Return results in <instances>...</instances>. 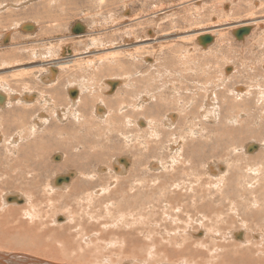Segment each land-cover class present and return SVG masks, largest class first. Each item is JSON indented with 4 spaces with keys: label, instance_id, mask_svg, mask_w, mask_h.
I'll return each instance as SVG.
<instances>
[{
    "label": "bare ground",
    "instance_id": "obj_1",
    "mask_svg": "<svg viewBox=\"0 0 264 264\" xmlns=\"http://www.w3.org/2000/svg\"><path fill=\"white\" fill-rule=\"evenodd\" d=\"M65 1H67V0H65ZM81 1L83 2V0H81ZM98 1L100 2V0H98ZM210 1H212V0H210ZM103 2H104V0H103ZM203 2L204 1H202V4H203ZM192 3H190V4H192ZM255 3H256V1H255ZM187 5H188V3H187ZM73 6H74V4H73ZM111 6H112V3H111ZM219 7H221V6L219 5ZM192 8H194V7L192 6ZM221 8H223V7H221ZM242 8H244V7H242ZM251 8H252V6H251ZM230 10H232V9L230 8ZM240 10H242V9L240 8ZM260 10H262V9H260ZM168 11L169 10H166L163 13H162V11H159L157 13L158 21L162 20V18H159L160 15H164L167 17ZM156 12H157V10H156ZM234 13L235 12H233V14ZM237 13H238V11H237ZM257 13H259V12H257ZM141 14L137 15V17L139 16V19H141L142 15L144 13L142 15ZM130 15L127 17L124 16V18L122 17V19H124V23H126V24H128L129 22L132 23L131 21L135 20V19L131 18ZM155 15H154V17H155ZM251 15H252V13H251ZM262 15H264V14H262ZM143 16H145V14ZM197 16H200V15H197ZM134 17H136V16H134ZM212 18H214V17H212ZM237 18H234V19H237ZM113 19H114V17H113ZM122 19H120V20H122ZM215 19H213V20H215ZM241 19H243V18H241ZM210 20H212V19L210 18ZM137 21H138V19H137ZM263 22H264V20L260 21L261 24ZM21 23H22V21H21ZM199 23H200V21H199ZM260 23L251 22V23H249V25H242V27L250 28L249 34L247 36L243 37L242 42H245L247 39H249L251 37V35L253 34V31L255 30V28L253 29V26H259ZM122 24H123V22H122ZM116 25H118V24H116ZM119 25H121V24H119ZM137 25L138 24H136V22H134L133 24H130L128 27L129 28L131 27L132 29L130 28L131 29L130 31H132L133 28L137 27ZM17 27H18V30L20 29V27H22V30H24V31L25 30H27V31L34 30L33 35L37 31V29L35 28L36 27L35 24L33 26H29L28 24L22 23V24H19V26H17ZM159 27H161V26H159ZM13 28H14V26H13ZM152 29H153V27H152ZM6 30H8V29L6 28ZM11 32L8 33L6 36V38L8 40V44H9V42L12 41V40L10 41ZM42 32H43L42 34H44V33H48L49 31L42 30ZM139 33L142 34V32H139ZM207 33H209V34H207ZM153 34L154 33L150 32L151 37L154 36ZM202 35L203 36L208 35L212 38V42L210 44H212L215 40L214 36H212L211 33L208 31H206V32L204 31V33H199L196 36L202 37ZM141 36H143V35H141ZM148 36H149V34H148ZM87 37H88V39L89 38L91 39V36L89 35V33H88ZM215 37H216V35H215ZM195 39H196V37H195ZM3 41L5 42V37H3V39L1 40L0 43H2ZM94 41L95 40H93V39L90 40V42H94ZM14 42H17V41L14 40ZM196 42L198 43V39L196 40ZM21 44H23V43H21ZM154 45H155V43H154ZM175 45H173V46L175 47ZM198 46H200V45H198ZM157 47H159V44ZM263 47H262V49H264ZM18 49H19V47H18ZM18 49H17V51H19ZM187 49H189V48L187 47ZM193 50H191V52ZM258 50H260V49H258ZM186 51L187 50H185V52ZM219 52L222 53V50ZM253 52H254V50H253ZM14 53H16L15 48L14 49L8 48L6 50H3L2 56L1 55L0 56L2 57L1 59L4 60V58H9L12 55L14 56ZM68 53H72V50H69ZM129 53H131V52L127 51L126 54L123 52L124 56L122 55L123 57L122 56L121 57L122 58L130 57L131 55ZM131 54H133V53H131ZM157 54H159V53H157ZM185 54L186 53H184V55L181 54L179 57L187 59ZM261 54L263 55V58L259 60V63L264 62V54L263 53H261ZM173 55H172V57L174 58ZM223 55H225V54L223 53ZM118 57H119V55L117 56V58ZM135 57L137 58L136 55L134 56V58ZM163 57H165V56H163ZM201 57H199L198 59H201ZM224 57L226 58V56H224ZM88 58H89L88 63L90 65V67H92L94 63L104 65V62H105V65H107L105 67L108 69L111 68V65H115L112 62L109 64L106 63L109 61L108 57H104V58L102 56H99L98 58L94 57V60L91 57H88ZM105 58H106V60H105ZM156 58H158V56ZM190 58L191 57H189L188 59H190ZM204 58L205 57H203L202 59H204ZM223 59H221V60H223ZM92 60L94 62H92ZM153 60L157 61L158 59H153ZM193 60L191 59V62ZM112 61H113V59H112ZM144 61H145V64H148V66L154 62V61L151 62V60H148V59H146ZM183 61H185V60H183ZM73 62H74V60L66 61V63H68V64L65 63V67H66L65 69H67L70 64L72 65ZM163 62H165V60ZM179 62H181V61H179ZM193 62H194L193 64H195L196 61H193ZM157 63L161 64V61L157 62ZM125 64H126V62H125ZM160 64H158L160 67L165 65V64H163V65L161 64L162 65L161 66ZM174 64L175 63H173V65ZM71 65L69 68L70 69L74 68V66H71ZM158 65H157V67H158ZM96 66H99V65H96ZM115 66L124 67V63H121L120 61L118 62L116 59V65ZM202 66H200V67H202ZM169 67H171V66H169ZM180 67L182 68L181 69L182 72H178V73L181 75L180 77H182V79H183V77L188 75V73H187L188 71L185 69V64L182 63V66L179 65L178 69ZM192 67L193 66H191V68ZM194 67H195V65H194ZM49 68H50V73L47 72L46 74H44V76H42L39 73L37 78H34L35 80H37L39 82L41 80V82L46 84L43 86H46L47 88L50 87V90H48L47 88H46L47 89L46 92L44 90V92L47 93V94L44 93L45 94L44 96H43V94L40 96L38 94L37 95L36 94L31 95V93H29V91H27V90L23 91L24 94L21 92L22 95H19L17 92L13 91L10 88L9 84H7V83H5L4 85H2L0 87V99L2 100V102L0 103V109H3V110H1L2 112H4L7 109L5 111V113H7V116H4L5 118H9V117L11 118V116L13 114H12V111L8 110V109H12L9 107H12L13 105H16L17 103L18 104H20V103L24 104L25 103V105H23L24 107L29 105V103H35L34 106H32V107H34V109L36 106L40 107L39 112H41L40 114L39 113L35 114V115L32 114V118L29 120V125H27L26 127L23 124V121H20L19 125H18L20 128H22V130L20 132H18L16 130V125L11 127L12 125L10 123L4 122V124H3V122H2V125L0 123V142H5V144L2 146V148L6 149V152L8 154L7 156H5L3 163H2L5 166L4 170H1V167H0V178H4V179L0 180V186H1V184H2V186L3 185L4 186L5 185L11 186L12 184H15V183H20V184L22 183V184L27 186V184L29 182H33L32 186L39 187L38 183L41 184V182L46 177H48V181H47L45 188H43V191L41 190L43 192L44 196H41L42 199H40L39 201H38L39 196L35 197L33 195L29 199V193H27L26 196H23L24 193H22V194H5V195L2 194L3 196L0 199V264H264V228L256 226V228L258 229L257 233H256V231H251V233H250V230H249L250 227L254 226L255 224L257 225V222H259V221H262L264 223V180H262L261 176H260V178H259L260 182L258 180V182L260 184H258L256 187L255 186V180H254L256 177L255 178L249 177V179L246 181L243 179L244 182H242L243 181L242 180L240 183L242 185H239V179L241 177L243 178V176H245L244 178H246V176L248 175V174L247 175L244 174L247 170L243 171L245 168L242 165H244V166H246V165L243 164V162H242V164L239 166H242L244 168L242 170V173L244 172L243 173L244 175L241 177H240V175H238L239 178L235 177V179L237 180V183H235L236 181H234L235 188H233L234 186L232 187L233 193H234L233 196L230 197L232 200H229V203L227 202L228 200L224 201L223 206L220 205L221 207H219V210L217 208L218 211L215 209L216 212H213L212 207L209 206V204H207L208 203L207 200L204 199L205 192H206V191H204V188H206V187H203V186H206V185L211 186L212 185L213 188L215 187L218 189L227 180L232 181V179L230 180L227 178V174L229 171H227V169L225 168L226 165L223 166L224 161H223V165L220 162H218L219 164H216L217 163L216 162L215 166L209 167L210 171H212V173L215 174L213 176L214 178H212L210 180L211 182L210 183L208 182L209 184L207 182H206L207 184H203V181H202L203 179L201 178L202 175H201L200 171H198V172L200 173L201 177H199L198 173H197L198 175L197 174L193 175V172L195 170H197V169H195V167H193V169H194L193 172L189 171L190 173H192V174H190L191 175L190 179L187 178L188 177L187 173L189 175V172L186 173V176L183 179H180L178 176L181 175V173L176 174V172H178L177 170H179L182 166H184V168L186 170L189 168H186L187 167L186 163H188V161H186L184 156L182 155V151L185 147V144H184V138L185 137L182 133H179V130L176 131L178 133V136H176L177 134L174 133V129H173L174 127L171 130H168L166 132V135L168 138L170 137V139H171V137H173L171 140L174 139L172 142L171 141L167 142V147L169 150L167 148L166 149L169 151V155L171 156L169 158V160L168 159L165 160L166 155H164V158L161 156H159V157L155 156V157H157V163L154 164L155 160H156L155 159L154 163L153 164L151 163L152 165H150V166H148L149 162L142 164V162L140 160L142 168L140 167L141 169L138 170V173H136V168L135 169L131 168L132 167V164L130 163L131 160L129 162L127 158L122 157V156L115 160L113 166L107 165L109 167L106 168V165H105L106 169L103 167L95 168L99 164H101V161L99 158H98L99 160L96 159V164L94 167L95 169L90 167L89 165L84 164V161L87 157H89V156L98 157L99 149H100V147H102L104 145H100L99 142L97 140H95V138L93 136H92V138H94V139H90V136L87 135V131H85V136L83 135L84 136L83 139L86 142L84 141L85 143L84 142L83 143L87 147L84 148L83 147L84 144L81 142L83 145L82 146L83 149H81V151H74L73 147L74 146L78 147L79 144H81V143L77 142V136H79L81 134H76L77 136H74L75 134L73 133V130L65 129L66 126H64V125L62 126V128H58V129L56 128L57 130L54 129L55 131L49 134L50 137L47 135L45 136L46 139H43V137H41L40 139L42 140V143H40V144L38 143L39 146H37V145L34 146L35 142L32 143L33 140L32 141L29 140L30 141L29 147L32 148V146H34L35 147V153H37L39 156H40V154L44 155L45 153L48 152V150H50L51 148L54 147L52 149V151L53 152H58V151L62 152L63 151L64 157L60 153L59 154L55 153L53 156L51 155V157H50L51 162L49 161L50 165H48V162H46V156H41L40 159L45 160V163H47V164L43 163L44 164L43 168L40 166V163L39 164L29 163V164L25 165L24 163H22L24 161V159H26V158L23 159L24 156H22V158H21L23 160H21V159H20L21 161L17 160L15 158V156H13V155H14V153H16L15 150H17V148H19L20 143L23 140H26L28 135L29 136L34 135L35 127L38 128V130H43L41 127H43L44 125L47 124V119L49 117H51V118L53 117L52 122H54L55 124H59V123L63 124V122H66V123L68 122V125L70 123L69 120H73V122L74 121L80 122V121L84 120V118L86 117V120H84L82 123H78L79 124L78 127L83 128V123L86 124V122L90 121V120H87L88 119L87 116H94V118H92V119L101 120L102 122L100 121L101 122L100 124H104L105 121L107 123L112 124L113 131H115L119 137L122 136L123 137L122 141L125 140V142L126 141L128 142L131 140L130 137L133 136V135L129 136V132L131 130L136 129L137 131H139L141 133V132H143L144 127L149 126L148 125L149 123L146 124L145 122H141L140 124L139 123L133 124L129 119L126 118V114H127L128 109L132 110V108L130 106H127L124 103L125 100H123V99L125 97L123 98V95L126 91H123V90L121 91V89L122 88L125 89V87H127L129 82L131 81V80H129L131 76H127V77L123 76L119 79H116L113 77H112V79H110L111 78L110 77L109 79L106 78L103 82L101 79V81H100L102 83L101 86L96 87V88L100 89L99 92H95V90H93V88L89 87L88 85H82V86H80L79 84L75 85L71 82L72 79L70 78V81H68V83H65V84H68L67 86H64V84H62L64 87H66V90H65L66 99L65 100H69L68 101L69 105L67 107L64 106V108L66 107L65 109H60L59 104H58V107L56 108L57 101H58V103H61L62 98H63L62 97L61 102H59L58 94L60 93L59 92L60 88H58L59 86L56 85V77L59 74V68L57 66H53L52 64L49 65ZM115 68L110 69V71H113V69H115ZM169 69L170 68H168V70ZM178 69H177V71H179ZM200 69H202V68H200ZM249 69L251 70V68H249ZM62 70H63V68H62ZM64 70H63V72H64ZM163 70L165 71L166 69H163ZM198 70L199 69H197V71ZM141 71H142V69H141ZM174 71H175V66H174ZM189 71H191V70L189 69ZM229 71H231V68L225 67L223 70V76L229 75V73H228ZM67 72H65V74ZM89 72H91V74H92V76H90V74H89V76L93 77V81H94L96 77H95V74H93L92 68H90ZM114 72H116V71H114ZM157 72H159V71H157ZM192 72L193 71H191V73ZM199 72H200V70H199ZM201 72H202V70H201ZM60 73H61V71H60ZM70 73H72V71ZM76 73H78V72H76ZM110 73H112V72H110ZM155 73H156V71H155ZM173 73L174 72L172 71V74ZM86 74L87 73H85L84 76ZM221 74H222V72H221ZM261 74H263V73H261ZM165 75H168V74H165ZM199 75L196 77H199ZM174 76H175V74H174ZM223 76H222L223 81H226V79H224ZM149 77H150V75H149ZM172 77H173V75H172ZM189 77H190V79H191V77L193 79V76H187L188 79H189ZM255 77L256 76L253 75L254 79H255ZM262 77L264 78V76H262ZM77 78H79V77H77ZM133 78L134 77H132V79ZM144 78H145V75H144ZM161 78H164V76ZM88 79L90 80V78H88ZM171 79L175 80L176 78H171ZM194 79H196V78H194ZM222 79H221V81H222ZM82 80H84V79H82ZM128 80H129V82H128ZM93 81H90L91 84ZM73 82H74V79H73ZM77 82H79V81H77ZM163 82H162V84L164 85ZM81 83H83V82H81ZM132 83L129 85H132ZM166 83L169 84V82H167V81H166ZM172 83H173V81H172ZM182 83H183V80H182ZM192 83H194V82H192ZM242 83H244V82H242ZM37 84H38V82H37ZM93 84H95V83H93ZM159 84H160V82H159ZM184 84H186V83H184ZM219 84H220V82H219ZM226 84H228V83H226ZM113 85H114V87H113ZM53 86L58 88V89H55V88L53 89L54 94L53 93L52 94L57 95V99L54 103L52 100L53 97H51V95H48V94H51V92H52L51 90H52ZM197 86H195V87L197 88ZM223 86L224 85L222 84V87ZM253 86H255V85H253ZM253 86L251 88H253ZM130 87L132 88L133 85ZM195 87H192V89H195ZM256 87L257 86H255V88ZM163 88H165V87H163ZM227 88L226 89L228 91L231 89V87L229 88V86ZM168 89L169 88H167V90ZM183 89H185V88H183ZM201 89H203V92H202V94L200 93V95H202L204 98L203 106L205 105L204 108H206L207 111L204 112L201 108L199 111L200 116L204 115V116H202L204 119L206 118L208 120L211 119L214 121L219 117V113L216 112V108H214L215 104L211 103V102H213L212 98H216V97H214L212 92L207 91L205 88H201ZM222 89H224V88H222ZM245 89L246 90L241 89V88L234 89L233 91H234V95L236 97L234 96L235 99L230 100V101L228 100V101L229 102L233 101V103H231L232 105L235 104L236 102L237 103L239 102L238 105H240L241 108L243 107V109H245V110L247 109L249 111V113H251V114L253 113V115L255 113L254 110H256V112L257 111L260 112V110H263L264 109V92L260 93L261 90H257L260 92L255 93L256 95L262 94L261 96L257 97L258 100L262 101L261 106L255 105L252 108H249L247 106V103H243V99H246V100L250 99V101H247V102H251L252 105L256 101H252V97H251L252 93L250 91V88H249V90H247V87ZM85 90H87V92H88L87 94L89 95V97L93 98V99H91V101L99 100V101H97V104L98 103H100V104H98V106H96V107L94 106L95 107L94 110L92 108L87 109V105L85 104L86 102H84V100H86L87 98L84 97L82 99V97H81L83 94L85 95V92H84ZM133 90H134V87H133L132 91ZM170 90H171V92H170ZM170 90H168L166 93V94H168V92H169L167 97L165 95H163V96H165V97H163L161 95V92L163 90L159 89L160 92H159V95H157V96L164 98V100H168L170 103H166L165 101L164 102L166 104L171 105V108H172V104L179 102L177 100L173 101V99H179L177 97H181V96H178L180 93L178 95H176L175 97H174V95L171 96L170 93H172V91L174 93L176 90H175V88L170 89ZM18 91H20V90L18 89ZM96 91H97V89H96ZM114 91H115V93H116V91H117V93H118V91H121V92L118 93V96L117 95L114 96ZM262 91H264V89ZM40 92H42V91H40ZM72 92H75V94H76L75 97L70 96V94ZM225 93H226V95L228 94L227 92H225ZM134 94H135V92H134ZM136 94L138 95V93H136ZM141 94H143V93H141ZM253 94H254V92H253ZM255 94L253 95V97L255 96ZM108 95L114 97L113 99L116 100L115 106H112V108H110L108 105L107 106L105 105L107 98L110 97ZM119 95H121V96H119ZM181 95L184 96L185 92H183ZM192 95L190 92L189 96H192ZM68 96L71 97V99L67 98ZM222 96H223V93H222ZM229 96H228V98H229ZM221 97L220 98L218 97V99H221ZM234 97H230V98H234ZM148 98L153 99V96L150 97V96H146V95L145 96L141 95V97H139L140 103L138 105H136L132 111L138 112V114L143 113L142 112V107H143L142 103H145L148 100ZM181 98H182L181 101H185L187 97H181ZM183 98H185V100ZM226 98H227V96H225V99ZM187 99H189V98H187ZM237 99H239V100H237ZM254 99H256V98H254ZM157 100L158 99L155 98L156 102H157ZM223 100H224V98H223ZM258 100H257V103H258ZM108 101L111 102L112 100L109 99ZM160 101L161 100H159V102ZM224 101H226V100H224ZM229 102H228V104H230ZM244 102H245V100H244ZM129 103H133V102H129ZM53 104H55V106ZM190 104H191V101L187 104L181 103L180 107L182 106L185 109L190 108V106H189ZM128 105H132V104H128ZM134 105L135 104H133V106ZM104 106L109 108V113L112 112L110 118H108V112L106 111ZM155 106H157V105H155ZM155 106H152V107H155ZM166 106L168 108V105H166ZM237 106L234 105V107H237ZM60 107H62V106H60ZM76 107H78L77 110H75ZM149 107H148V109H149ZM176 107H177V109L179 108V106H176ZM207 107H211L213 109L209 110V108H207ZM261 107H263V109H261ZM175 108H174V110H175ZM220 108H223V106ZM230 108H232V107H230ZM239 108L240 107H238V109ZM26 109H27V107H26ZM34 109L31 110V111H33L32 113L35 112ZM49 109L52 110L50 112H53V116L48 117L46 114H44V112L49 111ZM166 109L164 108V110H166ZM243 109H242V111H240V109H239L236 113L234 111L235 109L233 110V108H232V110L236 113V116L232 117V114H230L231 118L229 117L228 120L226 119L227 121H225L226 117L225 118L223 117L224 121H225L224 125H226L227 122L230 124L238 122L239 119L244 118V116H247V115H245L247 113L246 112L247 110L243 111ZM131 110H129V112ZM134 110H136V111H134ZM174 110H168L167 109V111H174ZM193 110H194V108L191 109L192 112H193ZM132 111L130 113H132ZM225 111L228 112V110H225ZM22 112H23L22 115H24L25 113L27 114L29 112V110H25L23 108ZM161 112H162V110H161ZM161 112L158 111L157 114H155V116L152 115V117H154L153 119L159 117L160 116L159 114ZM227 112L225 114L223 112L222 113L224 115H227ZM244 112H246V113H244ZM153 113H155V112H153ZM165 113L166 112H164V114ZM231 113H233V112H231ZM26 114L24 115V117H26ZM133 115H134V113H133ZM166 115H167V113H166ZM189 115H190V113H189ZM254 116L257 117L256 115H254ZM260 116H264V112H263V115L261 114ZM4 117L2 115V118H4ZM179 117H181V115H179ZM251 117H252V115H251ZM175 118L177 119V117L173 113H170V114L168 113V116H166L161 121L162 123L160 122L161 123L160 127H164V126L170 127L171 125H173L175 123ZM89 119H91V118H89ZM134 119L135 118H133L132 120H134ZM148 119H150V117H148ZM179 119H177V120L179 121ZM91 121H93V120H91ZM137 121H138V119L136 120V122ZM182 121H184V120H182ZM208 122H210V121H208ZM12 123H13V121H12ZM176 123H175V125H176ZM238 124H241V123L239 122ZM106 125L107 124L103 125L105 127V130L104 131L102 130L103 133H105L104 135H106V132L110 131V129ZM139 125L141 127L144 125L142 130L139 127ZM150 125H155L156 128L154 126L153 127L156 130L157 129L159 130L160 124L158 125L157 122L154 121V123H153L152 121H150ZM187 125H189V123ZM262 125H263V123H262ZM191 126H193V125H191ZM239 126L240 127H238V128L240 130L242 125H239ZM99 127L100 126L98 125V128ZM121 127H123L126 130L122 129ZM178 127H180L179 129L181 130V126H178ZM91 128H92V126H91ZM13 130H16L17 132H15ZM47 130L48 129H46V131ZM83 130H85V128ZM83 130H82V132H83ZM156 130L155 131L152 130L153 133L152 134L150 133L151 134V140L153 138H156V136H157ZM228 130H229L228 132L231 131V133H232V128H228ZM236 130H238V129H236ZM99 131H101V130H99ZM192 131H189L188 134L191 136L192 135L195 136L197 134L196 133L197 131L196 132H194V130H192ZM134 132H130V133H134ZM181 132H183V131H181ZM226 132H227V128H226V131L224 133H226ZM247 132H249V131H247ZM66 133H69V134H66ZM98 133H100V132H98ZM98 133H97V135H98ZM227 133H226V137H227V135L228 136L231 135V138L235 137V136H233L234 135L233 133H232L233 135L231 133L230 134L229 133L227 134ZM252 133L253 132H250L249 134L251 135ZM147 134H145V135H147ZM150 134H149V137H150ZM181 135H183V136H181ZM262 135L264 136L263 133H262ZM5 136H7L8 139H6ZM52 136L56 137L55 139H53V142L55 143L54 146H53V143H50L51 145H48L49 140L52 139L51 138ZM102 136H103V134H102ZM141 136H142V134H141ZM68 137H70V138H68ZM2 138H3V140H2ZM141 138L142 137H140V139ZM222 138H225V134H224V137L222 136ZM228 139H229V137H228ZM228 139L226 138V140H228ZM235 139H232L233 142ZM253 139H255V138H253ZM142 141H144V139ZM238 141L240 142V140H238ZM107 142H110V140L108 139ZM262 142H264V140H262ZM134 143H135V141H134ZM144 144L146 145L145 142L141 143V146ZM216 144H218V143H216ZM139 145L140 144H138V146ZM48 146L51 148L49 149ZM252 146H257V145L252 143L251 145H248V149H250ZM9 147L12 149H14V148H16V149L14 151H12V149H10ZM159 147H160V145H159ZM192 147H195V145ZM230 147H232V145H230ZM230 147H228V148L230 149ZM30 148H29V151L31 150ZM117 148H119V147L117 146ZM121 148L119 150H116V151L121 152L122 151ZM154 148L155 147H153V149ZM196 148H198V147H196ZM7 149H9V150H7ZM88 149H90V150H88ZM131 149H133L132 146H131ZM194 149L192 148V150H194ZM126 150H125V152H126ZM203 150H205V149L204 148H198L192 152L195 153V154L194 153L193 154L196 157H199L201 152L203 153ZM225 150H222V151H225ZM232 150L234 151L235 148ZM226 151H225V153H223L224 154L223 156H226L225 154L232 152V151H229L226 153ZM128 152L126 155H128ZM136 152H140V150L134 151V153H136ZM144 152H147L146 146L144 147ZM205 152H206V150H205ZM259 152L257 154H255L257 156H254V159H255V157H256V159L258 158ZM19 153H21V152H19ZM157 153H159V152H157ZM155 154H156V152H155ZM236 154H233V155H236ZM239 154H240V152H239ZM260 154H261V156L263 155L261 152H260ZM5 155H6V153H5ZM21 155H23V154H21ZM252 155H249L247 157L251 158ZM202 156H203V154H202ZM210 156H212V154H210ZM230 156L231 155L229 153V157ZM62 157H63V159H62ZM111 157H113V156H111ZM153 157H154V155H153ZM242 157H244V156L242 155ZM143 158H144V155H143ZM238 158H240V157H237L236 159H238ZM259 158H260V156H259ZM259 158H258V161H259ZM11 159H12V163L10 162ZM111 159H113V158H111ZM191 159H192V156H191ZM225 159L227 160L228 158H225ZM48 160H49V155L47 157V161ZM211 160H212V158H211ZM226 160H225V162H226ZM132 161H133V159H132ZM144 161H146V160H144ZM206 161H208V159ZM252 161H250V162H252ZM260 161L262 162V160H260ZM25 162H26V160H25ZM235 162H237V161L235 160ZM254 162L256 163L255 160H254ZM261 162L258 163L259 165H257V163H256V165H254L255 163L252 165L253 166L252 168H254V171H252L253 169L251 171L253 173H256L257 176H259V174L264 172V164H263L264 162L263 163H261ZM105 163H106V161L104 162V164ZM200 163H198V164H200ZM2 164H0V166ZM108 164H109V162H108ZM133 164H135V163H133ZM198 164H196V165H198ZM225 164H227V163H225ZM194 165H192V166H194ZM202 165H201V167H202ZM39 166L42 168V170L38 169ZM147 166H148V168H146ZM239 166H235V167L239 168ZM49 167H52V170H53V174H51L52 176L48 175L45 177L43 175L44 178H41L40 172L38 174V170L42 171L45 174H48V172H51L50 171L51 168L49 169ZM205 167H207V164ZM205 167H203V168H205ZM91 168H92V170L93 169L94 170L90 171ZM246 168H247V166H246ZM69 169L75 170L78 173L79 177H77L76 180H75L76 175L74 176L73 173H70V174L67 173L68 175H63V176L58 175V173L63 172L65 170L68 171ZM146 169H149V170L153 169L154 171H157V172L159 171V172L156 175H154L152 172L153 175H151L150 172H147ZM182 169H183V167H182ZM230 169H231V167H230ZM240 169H241V167H240ZM113 170H114L115 174L113 173ZM249 170H250V168H249ZM104 171L107 172V174H108L107 176H105L104 174H100V173H103ZM232 171L233 170H231L230 173H232ZM34 172L36 175L34 174ZM140 172L145 173L147 177L142 178V177L138 176V175H141ZM184 173H182V174H184ZM203 173H204V171H203ZM240 173H241V171H240ZM235 174H237V173H235ZM210 175H212V174H210ZM230 175H228V176H230ZM251 175H252V173H251ZM162 178H165V179H162ZM174 180H176L175 183L173 182ZM205 180H206V178H205ZM208 180H209V178H208ZM27 181H29V182H27ZM226 185L230 186L231 182H229V184H226ZM254 186H255V188H254ZM227 187L228 186H226V188ZM239 188H240V191H239ZM3 189H6V188H2L0 190H3ZM7 189H9V187H7ZM39 189H41V188H39ZM12 190H14V188ZM174 190H177V191L174 192ZM183 190H184V192L182 193ZM32 191H33V188H32ZM3 192H5V191H3ZM10 192H11V190H10ZM230 192L231 191H229V193ZM177 193L181 195L180 200L174 198L175 196L176 197L178 196ZM252 193L256 194L257 196L260 197L259 198L260 200L257 199L259 201V205H257V203L252 202V198H251V200H249L250 195L252 196ZM222 198H221V200H222ZM226 198H227V196H226ZM237 198H238V200L236 202ZM209 199H211V198L209 197ZM239 200L241 201L240 204L245 207V211L243 213H240V211L238 210V201ZM162 201H164V202H162ZM219 201H220V199H219ZM211 202H213V201L210 200V203ZM162 203H164V204H162ZM213 203H216V201ZM211 205L212 206L214 205V207H215V204H211ZM191 207H195V209L194 210H193V208L189 209ZM205 209H206V211H202ZM210 210H211V213H209ZM20 211H22V212H20ZM200 212L202 213V215L200 214ZM203 212H205V214H203ZM196 213H198L199 216L198 215H196V216L192 215V214H196ZM206 222H207V226H211L209 230H207L205 228Z\"/></svg>",
    "mask_w": 264,
    "mask_h": 264
},
{
    "label": "rangeland",
    "instance_id": "obj_2",
    "mask_svg": "<svg viewBox=\"0 0 264 264\" xmlns=\"http://www.w3.org/2000/svg\"><path fill=\"white\" fill-rule=\"evenodd\" d=\"M202 1H204L203 4H202ZM212 1H210V0H197V1L196 0H104V2H103V0H100V2H99L98 0H83V2H82L81 0H78V1L77 0H67V1H65V0H61V1L60 0H0V42L3 39V37H5V42L3 41L2 43H0V55L2 56L3 50H6L8 48H13V49L15 48L16 49V53H14V56L12 55L9 58H4V60H2L1 59L2 57L0 56V63H1L0 64V87L2 85H4L5 83H7V84H9L10 88L13 91L17 92L19 95H22V93L24 94L23 91L27 90V91H29V93H31V95H34V94L37 95L38 94L40 96V95L43 94V96H44L45 94H47V93H45L46 90L47 89L50 90V87L47 88L46 86H43V85H46V84L41 82V80L39 82V81L35 80L34 78H37L39 73L42 76H44V74H46L47 72L50 73L49 65L52 64L53 66H57L59 68V74L57 76L58 78L56 77V85H58L59 86L58 88H60L59 89L60 93L58 94L59 102H61V98L63 97L61 103H58V101H57L56 108L58 107V104H59V108L60 109H65L69 105V102H68L69 100H65L66 99V93H65L66 87H64V86L68 85V84H65V83H68V81H70V78L72 79L71 82L73 84H75V85L76 84H79L80 86L88 85L89 87L93 88V90H95V92H99L100 89L96 88V87L101 86V84H102L100 82L101 79H102V82H103L106 78L109 79L110 77H111L110 79H112V77L116 78V79H119V78H121L123 76H125V77L131 76L130 79H129L131 81L129 82V80H128V82H129V84H131L133 82L132 85L134 87V90L132 91L133 87L132 88L130 87L132 85L128 84L127 87H125V89L121 87L122 88L121 91L122 90L126 91L124 93V95H123V98L125 97L123 100H125L124 103L127 106H130L132 108V110L135 108L136 105H138L140 103L139 97H141V95L142 96L146 95V96H150V97L153 96V99H149L148 98V100L145 102L146 104L142 103V105H143L142 112L143 113L138 114V112H133L131 109H128L127 114H126V118L129 119L133 124L134 123L135 124L136 123L140 124L141 122H145L146 124L149 123L148 124L149 126L144 127V125H143L141 127L139 125L141 130L144 127L143 132H141V133L139 131H137L136 129L131 130L130 132H134V131L135 132L134 133H130L129 132V136L130 135H133V136L130 137L131 138L130 141H128V142L126 141L127 143L125 142V140L122 141V138H123L122 136L119 137L118 134L115 131H113L112 124L107 123L106 121L104 122V124H107L106 126L110 129V131L106 132V135H104L105 134V133H103V131L105 130V127L103 126L104 124H100L102 121L99 120V119H92V118H94V116H87V118H88L87 120H90V121L86 122V124L83 123V128L82 127H78L79 126L78 123H82L84 120H86V117L84 118V120H82L80 122H77V121L73 122V120H69V122H70L69 125H68V122L67 123L63 122V124H60V123L59 124H55L54 122H52V118L53 117L52 118L49 117V116H53V112H50L52 110L49 109V111H46L47 113L44 112V114H46L49 117L47 119V124L44 125L43 127H41L44 131L43 130H38V128L35 127L34 135L33 136H29L28 135L27 139L23 140L20 143V146H19V148H17V150H15L16 148L12 149V148L9 147L10 149H12V151L15 150V152H16V153H14L13 156H15V158L17 160H19V161H21L24 158H26L22 162L25 165L29 164V163H31V164H34V163L39 164L40 163V166L42 168L44 167L43 163H45V160L40 159L41 156H46V162H48V165H50L49 161H50L51 155L53 156L55 153H58V154L60 153L64 157V152L63 151L62 152L61 151H58V152H53L52 151V149L54 148L53 146L55 144L53 142V139L56 138L54 136H52L51 137L52 139L49 140V144L48 145H51L50 143H53V146H52L53 148L48 146L49 149L51 148L50 149L51 151L48 150L49 153L47 152L44 155L40 154V156H39L37 153H35V147H34L36 145L39 146V144L42 143V140L40 139L41 137H43V139H46L45 138L46 135L49 136L50 133L54 132L58 128H62V126L64 125V126H66L65 129L73 130V133L75 134L74 136H77L76 134H81L82 135V136L79 135L80 137L77 136V142H79V143L82 142L83 143L85 141L83 139V137L85 136V131H87V135L90 136V139H94L95 138V140H97L100 145H104V146L100 147L98 157L89 156V157H87L85 159L84 164L89 165L90 167L94 168L95 164H96V159L99 158L100 161H101V164H99L95 168H98V167L105 168V165H106V168H107L110 165L113 166L115 160L122 156V157L127 158L129 162L131 160V162H130L132 164L131 168H133V169L136 168V173H138V170H140L142 168L141 162H142V164L149 162L148 166H150V165H152L154 163L155 159L156 160H155L154 164L157 163V157L161 156V157L164 158V155H166L165 160H167V159L169 160V158L171 156L169 155V151H168L169 149L167 147V142L168 141L172 142L174 139L171 140L173 137H171V139H170V137L168 138L167 135H166V132L168 130H171L174 127L173 129H174V133L177 134L176 136H178V133L176 131L179 130V133H182L184 135V137H185L184 138L185 147H184V149L182 151V155L184 156L185 160L188 161V163H186L187 167L186 166L185 167L189 168V169L186 170L184 168V166H182L183 169L181 167L179 170H177L178 172H176V174L177 173L178 174L181 173V175H179V176L177 175L180 179H183L186 176L187 172H189V171L193 172L194 171L193 167H195V169H197V170H195L193 172V175L198 173L199 177H201V175H202L201 178L203 179L202 180L203 184H207L208 182L210 183L211 182L210 180L212 178H214L213 176L215 174L212 173V171H210L209 167L210 166H215L216 164H219L218 162H220L223 165V161H224V165L223 166L226 165L225 168L227 169V171H229L228 174H227V178L230 179V180L232 179L233 182L229 181V180H227L226 182L224 181L225 183H223V185H221L218 189L215 188V187L213 188L212 185L211 186L210 185L209 186H207V185L203 186V187H206V188H204V191H206L204 199H206L207 202H208L207 204H209V206L212 207V211L213 212H216L217 208L219 210V207H221L220 205L223 206V202L224 201L228 200L227 202L229 203V200H232L230 197L233 196V194H234L233 193V188H235L234 181H236L235 183H237V180L235 179V177L239 178L238 175H240V177H241L244 174L245 175L248 174L246 176V178H244L245 176H243V178L241 177L239 179V185H242L240 183H241V181L243 179L246 181V180L249 179V177H254V178L256 177L254 180H255V186L257 187V185L260 184L259 183L260 182V180H259L260 176H261V179L264 180V172H262L261 174H259V176H257L256 173L252 172V171H254V168H252L253 167L252 165L255 163L254 160L256 161L257 165H259L258 163L261 162L260 160H262L261 163L264 162V160H263L264 159V157H263L264 156V142H262V140H264L263 139L264 136L262 135V133L264 134V116H260L261 114L263 115L264 109H263V107H261V109H263V110H260V112H258V111L256 112V110H254L255 113H256V114L254 113V115L257 116V117H255L253 115V113L252 114L249 113V111L247 109H246L247 110L246 111L245 109H243V107L241 108V106L238 105L239 102L238 103L236 102L235 104L232 105L231 103H233V101L232 102H229V101L235 99V97H236L234 95V91H233L234 89L241 88V89L246 90L245 88L247 87V90H249V88H250V91L252 93V96H251L252 97V101H256V102H254V104L252 105L251 102H247V101H250V99H247V100L243 99V103H247V106L249 108H252L255 105L261 106V102L262 101L258 100L257 97L261 96L262 94L256 95L255 93L256 92L257 93L260 92V91H257V90H261L260 93L264 92V91H262L264 89V87H263L264 86V78L262 77V76H264V62L263 63H261V62L259 63V60L263 58V55L261 53L264 54V49H262V47L264 46V42H263L264 41V26H263L264 22L262 24L260 23V21L264 20V15H262V14H264V0H254V1L253 0H212ZM255 1H256V3H255ZM111 3H112V6H111ZM187 3H188V5H187ZM190 3H192V4H190ZM73 4H74V6H73ZM219 5L221 7H223V8L219 7ZM192 6L194 8H192ZM251 6H252V8H251ZM242 7H244V8H242ZM230 8L233 11L230 10ZM240 8L242 10H240ZM260 9H262V10H260ZM156 10H157V12H156ZM166 10H169L167 12L168 13L167 17L168 18L166 16H164V15H160L159 18H162V20L158 21L157 13L159 11H162V13H163ZM237 11H238V13H237ZM233 12H235V13L233 14ZM257 12H259V13H257ZM141 13L142 14L144 13L145 16H143L144 14L142 15ZM251 13H252V15H251ZM139 14L142 15L141 19H139V16L137 17V15H139ZM129 15H130L131 18L135 19L136 21L133 20V21H131L132 23L129 22L128 24H126V23H124V19H122V17L124 18V16L127 17ZM154 15H155V17H154ZM197 15H200V16H197ZM134 16H136V17H134ZM113 17H114V19H113ZM212 17H214V18H212ZM136 18L138 19V21H137ZM210 18L212 20H210ZM234 18H237V19H234ZM241 18H243V19H241ZM120 19H122V20H120ZM213 19H215V20H213ZM21 21H22L23 24H28L29 26H33L35 24L36 25L35 28L37 29L36 33L33 35L34 30H30V31L25 30L24 31V30H22V27H20V29L18 30L17 26H19V24H22ZM199 21H200V23H199ZM122 22H123V24H122ZM134 22H136V24H138V25H137L136 28H133V30L130 31L132 28L130 27L131 28L130 29L128 26L130 24H133ZM251 22H255V23L257 22V23H260V24H259V26H253V29L255 28V30L253 31V34L251 35V37L249 39H247L245 42L237 41L233 37L232 32L237 30V29H239V28H243L242 25H249V23H251ZM115 23L118 24V25H116ZM77 24L81 25L84 28L82 33H79V34L78 33H72V29H74L75 25H77ZM119 24H121V25H119ZM13 26H14V28H13ZM159 26H161V27H159ZM152 27H153V29H152ZM6 28L8 30H6ZM42 30L49 31V32L42 34L43 33ZM204 31L205 32L206 31L210 32L211 35L214 36V38H215L214 42L212 44L208 45L207 47L198 46L199 44L196 42V40L199 38L196 35L199 34V33H204ZM10 32H11L10 41L11 40L12 41L9 42V44H8V40H7L6 36ZM139 32H142V34L139 33ZM150 32L154 33L153 37L150 36ZM88 33L91 36V39L90 38L88 39V37H87ZM148 34H149V36H148ZM207 34H209V33H207ZM141 35H143V36H141ZM215 35H216V37H215ZM194 36L196 37V39H195ZM92 39L95 40V41L94 42H90V40H92ZM14 40L17 41V42H14ZM21 43H23V44H21ZM154 43H155V45H154ZM158 44H159V47H157ZM173 45H175V47ZM18 47H19V49H18ZM187 47L189 49H187ZM17 49L19 51H17ZM258 49H260V50H258ZM69 50H72V53H68ZM185 50H187V51L185 52ZM191 50H193V51L191 52ZM221 50H222V53L219 52ZM253 50H254V52H253ZM127 51L131 52L133 54L129 53L131 55L130 57L122 58L124 56L123 52L126 54ZM179 52L181 54H183V55H184V53H186L185 55H186L187 59L179 57L181 55ZM157 53H159V54L161 53L162 55L161 54L159 55ZM223 53L225 55H223ZM118 55H119V57H118L119 59L117 58ZM135 55L137 56V58L136 57L134 58ZM172 55L174 56V58L172 57ZM99 56H102L103 58L104 57H108V60L109 61L111 60L110 62L109 61L106 62L108 64L112 62V63H114L116 65V59H117L118 62L120 61L121 63H124V67H121V66L117 67L115 65H111L110 69L115 68V67L116 68L113 69V71H110V69L105 67V66H107V65H105V62H104V65L97 64V63L95 64L94 63L93 66L90 67V65L88 63L89 62V58L88 57H91L94 60V57L98 58ZM157 56H158V58H156ZM163 56H165V57H163ZM224 56H226V58ZM189 57H191V58L188 59ZM199 57H201V59H198ZM203 57H205V58L202 59ZM145 58L148 59V60H151V62L154 61L153 59H158L159 61L155 60L153 63H151V65L148 66V64H145V61H144V60H146ZM112 59H113V61H112ZM191 59L192 60L194 59L193 61H196L195 64H193L194 63L193 61L191 62ZM221 59H223V60H221ZM68 60H74L73 64L72 65L70 64L71 66H74V68L70 69L69 68L70 65H69L68 68L65 69L66 68L65 67V63ZM93 60H92V62H94ZM105 60H106V58H105ZM164 60H165V62H163ZM183 60H185V61H183ZM160 61H161L162 65L163 64H165V65L162 66L160 63H157V62H160ZM179 61H181L183 64H185V69L188 71L187 72L188 75L183 77V79H182V77H180L181 75L178 73V72H182L181 71V69H182L181 67L178 69L179 65L182 66V63L179 62ZM125 62H126V64H125ZM173 63H175V64L173 65ZM66 64H68V63H66ZM158 64H160L162 67H160ZM96 65H99V66H96ZM157 65H158L159 68L157 67ZM194 65H195V67L196 66L197 67L195 68ZM199 65L200 66L203 65V66L200 67ZM169 66H171V67H169ZM174 66H175V71H174ZM191 66H193L195 69L192 67L194 69L193 70L191 68ZM225 67L226 68L230 67L231 71L228 72L229 75L223 76V70H224ZM62 68H63V70L65 69L64 72H63ZM90 68H92L93 74H95V77H96L95 80L97 78L99 80L97 79L96 81L94 80L95 82L93 81V77H90V76H92L91 72H89ZM168 68H170V69L168 70ZM200 68H202V69H200ZM249 68H251V70ZM141 69H142V71H141ZM163 69H166V70L164 71ZM177 69L179 71H177ZM189 69L191 71H193V72L191 73V71H189ZM197 69H199L200 72H199V70L197 71ZM201 70H202V72H201ZM60 71H61V73H60ZM71 71H72V73H70ZM114 71H116V72H114ZM155 71H156V73H155ZM157 71H159V72H157ZM172 71L174 72L173 74H172ZM65 72H67V73L65 74ZM76 72H78V73H76ZM110 72H112V73H110ZM129 72L130 73L132 72V73L130 74ZM221 72H222V74H221ZM85 73H87L86 74L87 76L85 75L86 77L84 76ZM261 73H263V74H261ZM89 74H90V76H89ZM148 74L150 75V77H149ZM165 74H168V75H165ZM174 74H175V76H174ZM144 75H145V78H144ZM172 75H173V77H172ZM198 75H199L200 78L196 77ZM253 75L256 76L255 79L253 78ZM163 76H164V78H161ZM187 76H193V79H192V77H191V79H190V77L188 79ZM222 76H223L224 79H226V81H223ZM77 77H79V78H77ZM132 77H134V78L132 79ZM88 78H90V80ZM171 78H176L175 79L176 81L172 80ZM194 78H196L197 80L199 79V80L197 81ZM73 79H74V82H73ZM82 79H84V80H82ZM221 79H222V81H221ZM182 80H183V83H182ZM77 81H79V82H77ZM90 81H93L92 84H91ZM166 81L169 82V84L166 83ZM172 81H173V83H172ZM37 82H38V84H37ZM81 82H83V83H81ZM159 82H160V84H159ZM162 82L164 83V85L162 84ZM192 82H194V83H192ZM219 82H220V84H219ZM242 82H244V83H242ZM93 83H95V84H93ZM184 83H186V84H184ZM226 83H228V84H226ZM62 84H64V86ZM222 84L224 85L223 87H222ZM227 85L229 86V88L231 87V89L229 91L227 90L228 89ZM253 85H255L257 87L255 88V86H253ZM55 86L52 87L51 94H48V95H51V97H53L52 98L53 103L57 99V95H53L54 94V92H53L54 90L53 89L54 88L58 89ZM195 86H197V88ZM252 86H253V88H251ZM163 87H165V88H163ZM192 87H195V89H192ZM167 88H169L168 90L175 88L176 91L174 93L172 91V93H170L171 96L174 95V97H175L176 95H178L180 93L178 96L187 97L189 99L186 98V100H187L186 101L185 98H183L185 101H181L182 98L181 97H177L179 99H173V101L177 100L179 102L175 103V104H172V108H171V105L166 104V103H170L168 100H164V98L157 96V95H159V92H160L159 89H162L163 91L161 92V95L162 96L165 95L167 97V95L169 94V92H168V94H166L167 91H168ZM183 88H185V89H183ZM201 88H205L207 91L212 92L214 97H216V98H212L213 102H211V103L215 104L214 108H216V112L219 113V117H218L219 119L217 118L216 119L217 121L216 120L213 121L211 119L208 120L206 118L204 119L202 117L204 115L200 116L199 111H200L201 108H202V110L204 112L207 111V109L204 108L205 105L203 106L204 98H203L202 95H200V93L202 94V92H203V89H201ZM222 88H224V89H222ZM18 89L20 91H18ZM96 89H97V91H96ZM44 90H45V92H44ZM152 90L153 91L155 90V91L153 92ZM40 91H42V92H40ZM121 91H118V93H120ZM84 92H85V95L83 94L81 97H82V99L84 97L87 98L86 100H84V102H86L85 104L87 105V109L88 108H92L94 110V108L96 106H98V104H100V103L97 104V101H99V100L91 101V99H93V98L89 97V95L87 94L88 93L87 90H85ZM134 92H135V94H134ZM170 92H171V90H170ZM183 92H185L184 96L181 95ZM190 92H191V95L193 94L192 96H189ZM225 92H227L228 94L226 95ZM253 92L255 94L254 97H253V95H254ZM118 93H117V91H116V93L114 91V96H116V95L118 96ZM136 93H138V95ZM141 93H143V94H141ZM222 93H223V96H222ZM216 95L219 98L222 96L221 99H218V97ZM108 96H110V95H108ZM119 96H121V95H119ZM165 96H163V97H165ZM225 96H227V98L229 96V98L225 99ZM110 97L107 98V101H106L105 105L106 106L108 105L110 108H112V106H115V101L116 100L113 99L114 97H112V96H110ZM230 97H234V98H230ZM67 98L71 99V97H69V96ZM155 98L158 99L157 102L155 101ZM223 98L226 101H224ZM254 98H256V99H254ZM109 99H111L112 101L109 102L108 101ZM159 100H161V101L163 100V101L159 102ZM189 100L191 101V104L189 105L190 108H186L185 109L182 106L180 107L181 103L182 104L183 103L187 104V103L190 102ZM237 100H239V99H237ZM244 100H245V102H244ZM257 100H258V103H257ZM227 101L230 104H228ZM129 102H133V103H129ZM34 104L35 103H29V105L26 104L27 106L24 107L23 105H25V103L24 104L23 103H20V104L17 103L16 105H13L12 107H9V108H12V109H8V110H11L12 114L14 115V116L13 115L11 116L12 119L10 117L9 118H5L4 117V116H7V113H5V111L7 109L4 112L1 111L3 109H0V123H1V125H2V122H3V124H4V122L10 123L12 125L11 127L16 125V130L18 132H20L22 130V128H20L18 126L20 121H23V124L26 127L27 125H29V120L32 118V114L35 115V114H38V113L40 114L41 113V112H39V108L40 107L36 106L35 109H34V107H32V106H34ZM128 104H132V105H128ZM133 104H135V105L133 106ZM53 105L55 106V104H53ZM155 105H157V106H155ZM166 105H168V108H167ZM234 105L235 106L238 105V106L234 107ZM60 106H62V107H60ZM64 106H66V107L64 108ZM106 106H104V108L108 112V118H110L112 112L109 113V108L106 107ZM147 106L148 107L150 106L149 109H148ZM152 106H155V107H152ZM176 106H179V108L177 109ZM222 106H223V108H220ZM26 107H27V109H26ZM230 107H232L233 110L235 109L234 111L236 113H237V111L239 109H240V111H242V109H243V111L247 112V113L244 112V113H246L245 115H247V116L249 115V116L248 117L244 116V118L239 119L238 122L231 123V124L227 122V124L224 125L225 121H227L229 119V117L231 118L230 114H232V117L236 116V113ZM238 107H240V108L238 109ZM23 108L25 110H29V112L27 114L25 113L26 117H24L25 114L22 115ZM164 108L165 109L167 108L168 110H174V108H175V110L174 111H167V109L164 110ZM192 108H194L193 112L191 111ZM207 108H209V110L213 109L211 107H207ZM33 109L35 110L34 113H32L33 111H31ZM77 109H78V107H76L75 110H77ZM129 110H131L132 113H130L131 111L129 112ZM161 110H162V112H161ZM225 110H228V112L225 111ZM134 111H136V110H134ZM158 111L161 112L159 114L160 118L157 117V118L153 119L154 117H152V115L155 116V114H157ZM221 111L224 114L227 112V115H224ZM230 111L233 112V113H231ZM153 112H155V113H153ZM164 112H166L167 115H166V113L164 114ZM133 113H134V115H133ZM168 113L169 114L173 113L177 117V119L180 118L181 119V120L179 119L180 122L175 118V123L178 121L176 123V125L174 123L170 127H165V126L164 127H160L161 123H162L161 121L166 116H168ZM189 113H190L191 116L189 115ZM2 115H3L4 118H2ZM179 115H181V117H179ZM251 115H252V117H251ZM148 117H150V119H148ZM223 117L224 118L226 117L225 121H224ZM89 118H91V119H89ZM133 118H135V119L132 120ZM10 119L13 121V123H12V121ZM137 119H138V121L136 122ZM91 120H93V121H91ZM182 120H184V121H182ZM150 121H152L153 123L155 121V122H157L158 125L160 124L159 125V130L155 129L156 128L155 125H150ZM189 121L191 123L192 122L193 123L191 124ZM208 121H210V122H208ZM239 122L241 124H238ZM188 123H189V125H187ZM262 123H263V125H262ZM90 125L92 126V128H91ZM98 125L100 127L101 126L102 127L98 128ZM191 125H193V126H191ZM239 125H242L240 130L238 128V127H240ZM178 126H181V130L179 129L180 127H178ZM84 128H85V130H83ZM121 128L124 129L123 127H121ZM226 128H227V132L229 131L228 128H232V133L234 135L231 133V131L228 132V133L229 134L231 133L235 137L232 136L233 138H231V135L230 136L227 135V137H226V133L227 132L224 133L226 131ZM46 129H48V130L46 131ZM236 129H238V130H236ZM16 130H13V131L17 132ZM82 130H83V132H82ZM99 130H101V131H99ZM124 130H126V129H124ZM152 130L153 131L156 130V132H157L156 138L157 139L153 138L151 140V134L153 133ZM192 130H194V132L197 131L196 132L197 134L195 136H193V135L191 136V135L188 134L189 131H192ZM97 131L100 132V133H98ZM181 131H183V132H181ZM247 131H249V132H247ZM250 132H253V133L250 135L249 134ZM97 133H98V135H97ZM66 134H69V133H66ZM102 134H103V136H102ZM141 134H142V136H141ZM145 134H147V135H145ZM149 134H150V137H149ZM224 134H225V138H222V136L224 137ZM183 135H181V136H183ZM92 136L94 138H92ZM5 137H6V139H8L7 136H5ZM140 137H142V138L140 139ZM228 137H229V139H228ZM68 138H70V137H68ZM226 138L228 140H226ZM253 138H255V139H253ZM108 139L110 140V142H107ZM143 139H144V141H142ZM232 139H235L234 142H233ZM2 140H3V138H2ZM29 140H31V141L33 140L32 143L35 142L34 143L35 145L32 146V148L29 147V142H30ZM238 140H240V142ZM134 141H135V143H134ZM143 142L146 143V145L145 144L144 145L146 146L147 152H144V147L145 146L144 145L141 146V143H143ZM82 143L79 144L78 147L74 146L73 150L74 151H81V149H83V147L86 148L87 146L84 143H83L84 144V146H83ZM214 143L215 144L218 143V144L215 145ZM252 143L257 145L256 146L257 148L255 147L256 149L254 148V149H252L251 152H249L248 151V145H251ZM4 144H5V142H0V161H1L0 164L3 163V160H4L5 156L8 155L7 152H6V149L2 148V146ZM138 144H140V145L138 146ZM229 144L232 145V147H230ZM159 145H160V147H159ZM194 145H195V147H192ZM117 146L119 148H117ZM131 146H132V148L134 150L131 149ZM153 147H155V148L153 149ZM196 147L204 148L206 150V152H205V150H203V153L201 152L199 157H196L194 155L195 153L192 152V151L198 149ZM228 147H230V149ZM29 148L31 149L30 151H29ZM120 148L122 149V151L121 152H119V151L117 152L116 150H119ZM192 148L193 149L195 148V149L192 150ZM234 148H235V150L233 151L232 149H234ZM7 150H9V149H7ZM88 150H90V149H88ZM125 150H126V152H125ZM138 150H140V152L134 153V151H138ZM222 150H225L226 153L229 152V151H232V152H229L231 156L229 157V153L225 154L226 156H223L224 155L223 153H225V151H222ZM259 151L263 154L262 156H261ZM19 152H21V153H19ZM127 152H128V155H126ZM155 152H156L157 155L155 154ZM157 152H159V153H157ZM239 152H240V154H239ZM258 152H259L258 158L260 156V158H259L260 162L258 161V158L256 159V157H255V159H254V156H257L255 154H257ZM5 153H6V155H5ZM232 153L236 154V155H233ZM21 154H23V155H21ZM202 154H203V156H202ZM210 154H212V156H210ZM241 154L244 157H242ZM48 155H49V160L47 161ZM143 155H144V158H143ZM153 155H154V157H153ZM190 155L192 156V159H191ZM249 155H252V157L248 158L247 156H249ZM22 156H24L23 159H21ZM111 156H113V157H111ZM155 156H157V157H155ZM63 157H62V159H63ZM224 157L228 158V159L226 160ZM237 157H240V158L236 159ZM111 158H113L114 160L111 159ZM204 158L206 160L208 159V161H206ZM211 158H212V160H211ZM132 159H133V161H132ZM251 159L252 160L254 159V160L252 161ZM25 160H26V162H25ZM140 160H141V162H140ZM144 160H146V161H144ZM225 160H226V162H225ZM235 160L237 162H235ZM105 161H106V163L104 164ZM250 161H252L253 163L250 162ZM10 162L12 163V159H11ZM108 162H109V164H108ZM242 162H243V164H245L247 166V168L244 165H242V166L245 169L242 166H239V165L242 164ZM133 163H135V164H133ZM198 163H200V164H198ZM225 163H227V164H225ZM256 163L254 165H256ZM45 164H47V163H45ZM196 164H198V165H196ZM206 164H207L208 168L205 167ZM107 165H109V166H107ZM192 165H194V166H192ZM201 165H202V167H201ZM40 166L38 167V169L42 170V168ZM148 166L146 168H148ZM235 166H239V168L235 167ZM0 167H1V170H4L5 166H4V164H2ZM203 167H205V168H203ZM230 167H231V169H230ZM240 167H241V169H240ZM248 167L250 168V170H249ZM50 168H51V170H50L51 172H48V174H45L42 171L38 170V174L40 172L41 178H44V176L46 177L48 175L52 176L51 174H53V170H52V167H49V169ZM92 168H91L90 171H93L95 169L94 168L92 170ZM146 170H147V172H150L151 175H153V174L156 175L159 172V171L158 172L154 171L153 169H152L153 171L149 170V169H146ZM231 170H233L232 173H230ZM242 170L243 171L247 170L246 171L247 173L243 172L244 173L243 174ZM198 171L201 172V175H200V173ZM203 171H204V173H203ZM240 171H241V173H240ZM152 172H153V174H152ZM190 172H189V175L187 173V176H188L187 178H189V179H190V176H191L190 174H192ZM67 173L68 174L73 173L74 176L76 175L75 176V180L77 179V177H79L78 173L75 170H72V169H69L68 171L65 170L63 172H60V173H58V175H62V176L63 175H68ZM113 173L115 174L114 170H113ZM182 173H184V174H182ZM209 173L212 174V175H210ZM235 173H237V174H235ZM251 173H252V175H251ZM34 174H35V172H34ZM100 174H104L105 176L108 175L106 171H104L103 173H100ZM140 174L141 175H138V176H140L142 178L143 177H147L145 173L140 172ZM228 175H230V176H228ZM205 178H206L207 181L205 180ZM208 178H209V180H208ZM2 179H4V178H0V180H2ZM162 179H165V178H162ZM244 180L242 182H244ZM258 180H259V182H258ZM47 181H48V177H46L41 182V184L38 183L39 187L32 186L33 182H29V181H27V182H29L27 184V186L22 184V183L21 184L20 183H15V184H12L11 186H8V185H5V186L3 185L2 186V184H1L2 187L0 186V189H2V188H6V189L0 190V196H1L0 199L5 194H22V193H24L23 196H26L27 193H29V199L34 195L35 197L39 196L38 197L39 198L38 201H39L40 199H42L41 196H44L42 191H43V188H45V186L47 184ZM173 182L175 183L176 180H174ZM229 182H231V185H230L231 187L229 185H226V184H229ZM226 186H228V187L226 188ZM255 186H254V188H255ZM7 187H9V189H7ZM12 187L14 188V190H12L13 189ZM32 188H33V191H32ZM39 188H41V189H39ZM213 189L214 190L216 189L215 191L217 193ZM10 190H11V192H10ZM3 191H5V192H3ZM176 191L177 190H174V192H176ZM229 191H231V192L229 193ZM239 191H240V188H239ZM183 192H184V190L182 191V193ZM177 195L178 196L177 197L175 196L174 198L180 200L181 199V195L178 194V193H177ZM226 196H227L228 199L226 198ZM209 197L211 199H209ZM221 198H222V200H221ZM251 198H252V202L257 203V205H259V201H258V200H260L259 196H257L256 194L252 193V196L250 195L249 200H251ZM219 199H220V201H219ZM210 200H212L213 202L216 201V203H213V202L210 203ZM237 200H238V198L236 199V202H237ZM162 202H164V201H162ZM240 202L241 201L239 200L238 201V210L240 211V213H243L245 211V207L243 205H241ZM162 204H164V203H162ZM211 204H215V207H214V205L212 206ZM192 208H193V210L195 209V207H191L189 209H192ZM213 209L214 210L216 209V210L214 211ZM202 211H206V209L202 210ZM20 212H22V211H20ZM209 213H211V210L209 211ZM200 214L202 215L201 212H200ZM203 214H205V212H203ZM192 215H194V216L198 215L199 216L198 213L192 214ZM256 226L264 228V223L262 221H259V222H257V225L255 224L254 226L250 227V229H249L250 233H251V231H256V233H257L258 229L256 228ZM210 227L211 226H207V222H206L205 228L207 230H209Z\"/></svg>",
    "mask_w": 264,
    "mask_h": 264
},
{
    "label": "water",
    "instance_id": "obj_3",
    "mask_svg": "<svg viewBox=\"0 0 264 264\" xmlns=\"http://www.w3.org/2000/svg\"><path fill=\"white\" fill-rule=\"evenodd\" d=\"M83 29L84 28L81 25L77 24V25H75L74 29H72V33H78V34L82 33ZM249 32H250V28L243 27V28H239V29L233 31L232 35L237 41H242L243 37L247 36L249 34ZM211 42H212V38L208 35H204V36L198 38V43L202 47H206ZM113 87H114V85H113ZM70 96L75 97L76 96L75 92H72L70 94ZM1 102H2V100L0 99V103ZM255 147L256 146H252L250 149H248V151L251 152L252 149H254Z\"/></svg>",
    "mask_w": 264,
    "mask_h": 264
}]
</instances>
